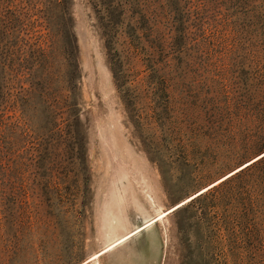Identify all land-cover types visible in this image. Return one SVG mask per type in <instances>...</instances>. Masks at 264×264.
<instances>
[{
  "label": "rangeland",
  "instance_id": "obj_1",
  "mask_svg": "<svg viewBox=\"0 0 264 264\" xmlns=\"http://www.w3.org/2000/svg\"><path fill=\"white\" fill-rule=\"evenodd\" d=\"M95 255L264 264V0H0V264Z\"/></svg>",
  "mask_w": 264,
  "mask_h": 264
},
{
  "label": "bare ground",
  "instance_id": "obj_2",
  "mask_svg": "<svg viewBox=\"0 0 264 264\" xmlns=\"http://www.w3.org/2000/svg\"><path fill=\"white\" fill-rule=\"evenodd\" d=\"M261 155H258L256 158H258V157H260ZM256 158H254V159H256ZM253 159V160H254ZM245 165V164H244ZM234 172V171H233ZM230 173H228L226 176H228ZM222 178V177H221ZM224 178H225V176H224ZM220 181V180H219ZM216 182H218V180L216 181ZM216 182H214V184H216ZM151 224H152V222H151ZM147 225H149V224H147ZM145 227H147V226H144V227H142V228H139L137 231H140V230H142V229H144ZM133 234L131 233V234H129V232H127V233H125V234H123V235H121L120 237H118L117 239H115V240H118V242L116 243V244H113V245H117V244H120V243H122V242H124L125 241V239H126V237H131ZM113 242V241H112ZM111 242V243H112ZM111 243H110V245H111ZM112 245V246H113ZM111 246V247H112ZM91 261V264H99V262H98V255H95V256H93V258L90 260Z\"/></svg>",
  "mask_w": 264,
  "mask_h": 264
},
{
  "label": "trees",
  "instance_id": "obj_3",
  "mask_svg": "<svg viewBox=\"0 0 264 264\" xmlns=\"http://www.w3.org/2000/svg\"><path fill=\"white\" fill-rule=\"evenodd\" d=\"M111 22L112 23H115L116 22V17H115V14H114V12L112 11V16H111Z\"/></svg>",
  "mask_w": 264,
  "mask_h": 264
}]
</instances>
